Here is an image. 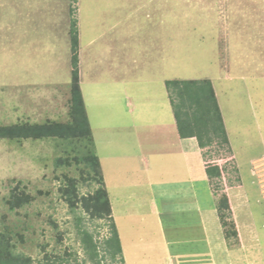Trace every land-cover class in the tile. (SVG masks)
<instances>
[{
    "label": "rangeland",
    "instance_id": "1",
    "mask_svg": "<svg viewBox=\"0 0 264 264\" xmlns=\"http://www.w3.org/2000/svg\"><path fill=\"white\" fill-rule=\"evenodd\" d=\"M71 18L94 141L0 139V235L11 251L92 264L82 217L100 243L114 224L124 264H264V0H0V126L73 122ZM205 79L229 145L197 150L178 141L165 82ZM190 147L222 178L211 185L194 165L191 179ZM90 151L111 221L72 213L62 197L72 178L81 195L99 187L73 161ZM59 159L71 164L56 167ZM224 195L225 227L216 210Z\"/></svg>",
    "mask_w": 264,
    "mask_h": 264
},
{
    "label": "trees",
    "instance_id": "2",
    "mask_svg": "<svg viewBox=\"0 0 264 264\" xmlns=\"http://www.w3.org/2000/svg\"><path fill=\"white\" fill-rule=\"evenodd\" d=\"M72 11V10H71ZM74 12H72L73 14ZM77 20H70V49H71V100H72V123L54 125H19L0 126V139L4 138H66V139H89L94 141L93 130L90 124L86 104L80 85L79 70V31ZM168 91V99L173 111L178 136L181 139L197 141L198 147L204 150L217 144L228 146L229 138L225 128L222 111L214 87L210 80H168L165 82ZM90 151L81 158H74L77 164L84 163L89 167L93 175L90 177L99 187L94 192L81 195L75 179H69L62 186V197L69 204L71 212L75 213L82 208L91 220L111 219V207L108 194L104 188L103 169L98 155ZM69 159H59L55 166H69ZM222 168L216 164L208 163L205 172L210 184L215 179L222 178ZM90 175V174H89ZM27 198H18L10 204L11 208L22 207ZM216 210L223 227L226 226L225 218L231 207L226 195L222 196ZM111 221V220H110ZM84 219L77 217L76 227L79 240L87 258L92 264H108L106 261L124 264L122 247L118 232L113 223L110 224V236L97 242L93 233L85 226ZM232 234H237L233 232ZM9 238L0 235V264H70L69 260L61 257H48L42 260H32L22 254H14L11 251ZM73 255H70L72 257ZM77 260L75 259V262ZM77 263V262H76ZM85 263V262H84Z\"/></svg>",
    "mask_w": 264,
    "mask_h": 264
},
{
    "label": "crops",
    "instance_id": "3",
    "mask_svg": "<svg viewBox=\"0 0 264 264\" xmlns=\"http://www.w3.org/2000/svg\"><path fill=\"white\" fill-rule=\"evenodd\" d=\"M80 85H81V83H80ZM82 89V88H81ZM82 93H83V91H82ZM83 98H84V95H83ZM85 101V100H84ZM174 122V125H175V120H174V118H173V120H172V123ZM178 141H180L179 143H182L183 145H187V144H192L190 141H192L195 145H194V147L196 146L198 149L197 150H200V148L198 147V144H197V141L194 139V138H192V139H181L179 136H178ZM185 143V144H184ZM195 148L193 149V147H190V150L189 151H183V153H182V155H183V159H184V157L186 158V159H184L185 161L184 162H186V165H187V167H188V169H189V174H190V177H191V179H192V167L195 165V166H197L198 168V172L201 170V173H203V175L205 176V178L207 177V175H206V172H205V167H204V165H203V162H202V158L199 156V154H196L195 155ZM187 156L189 157L190 156V163H192V164H189V162L187 161L188 160V158H187ZM194 157V159H192L193 157ZM142 160H145V157H142ZM145 162H148V161H146L145 160ZM199 167H200V170H199ZM203 167V168H202ZM207 179V178H206ZM189 183H192V180H190V182ZM191 189H194L193 187L191 188ZM191 191V190H190ZM187 193H189V192H187ZM205 204V203H204ZM203 235H201V236H199V238H198V236H196V238L194 239V241L195 242H204V238L202 237ZM201 237V238H200ZM189 239H191V237H189ZM185 242V241H184ZM167 245H169V243H167ZM182 251V250H181ZM171 253H173V252H171Z\"/></svg>",
    "mask_w": 264,
    "mask_h": 264
},
{
    "label": "bare ground",
    "instance_id": "4",
    "mask_svg": "<svg viewBox=\"0 0 264 264\" xmlns=\"http://www.w3.org/2000/svg\"><path fill=\"white\" fill-rule=\"evenodd\" d=\"M92 5V4H91Z\"/></svg>",
    "mask_w": 264,
    "mask_h": 264
}]
</instances>
